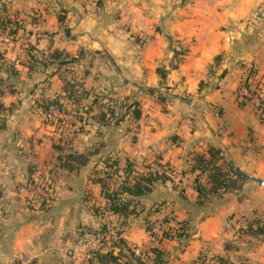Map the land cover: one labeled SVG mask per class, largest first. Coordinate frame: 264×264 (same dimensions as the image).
<instances>
[{"label":"crops","instance_id":"obj_1","mask_svg":"<svg viewBox=\"0 0 264 264\" xmlns=\"http://www.w3.org/2000/svg\"><path fill=\"white\" fill-rule=\"evenodd\" d=\"M10 7L19 11L29 8L32 25L46 23L44 18L51 17L47 15L51 8L65 14L59 19L57 12L54 19L68 27L66 30L56 36L28 38L45 53L58 48L66 57L77 59L81 52L103 56L106 50L115 63L108 67L113 76L107 77L103 68L101 72L87 68L86 77L80 79L85 88L100 83L139 88L147 97L141 101L145 106L153 104L154 94H147L150 88L172 90L174 97L167 102L170 109L161 116L162 128L157 125L156 129L137 133L138 141L132 147L137 157L149 159L152 155L157 162L179 169L192 161L190 155L216 145L234 167L264 184V121L254 99L240 104L236 97L239 80L250 64L264 75V0H0V14L8 16ZM170 39L184 44V52H177L169 44ZM18 57L14 54L12 62H18ZM54 64L48 65L55 70ZM25 68L29 70L28 62ZM56 78L58 73L52 72L51 79ZM57 81L60 85L59 78ZM30 99L31 96L20 98L15 105L12 100L2 99L7 110L9 105L13 107L5 114L4 126L0 128V263L97 264L78 251L75 243L80 230L103 222L114 223L118 216L107 211L100 214L106 199L100 183L90 176L94 167H100L96 162L102 149L120 158L131 153L126 152V147L124 150L117 146L127 132L109 127L106 142L71 148L89 156L87 162L74 169L52 163L58 196L46 207L31 208L27 168L37 163L40 156L28 141L31 133L24 128L30 119ZM184 109L189 110L187 114ZM85 137L91 138L90 133ZM163 187L156 184L142 196V201L160 200L167 191ZM170 207L179 213L175 216L178 219L188 214L187 207ZM221 209L201 218L186 240L156 239L140 222L133 221L121 235L129 246L148 243L145 264H153L149 251L152 246L167 252L163 264H188L200 251L206 235L215 231L223 205ZM64 251L73 254L60 260L58 253Z\"/></svg>","mask_w":264,"mask_h":264},{"label":"rangeland","instance_id":"obj_2","mask_svg":"<svg viewBox=\"0 0 264 264\" xmlns=\"http://www.w3.org/2000/svg\"><path fill=\"white\" fill-rule=\"evenodd\" d=\"M44 9L45 8H43V10ZM7 11L8 10H5V12ZM57 12L60 14V9H49L47 15L51 14V17H48L49 19L47 17L44 18V21H47L46 23L32 25L31 22L33 18L29 16L31 15L29 8H23L19 11V9L15 7H10L6 14H9V22H11V24H8L5 28L0 30V49L3 51L0 53V90L2 91L0 98H4L5 102L12 100L11 103L15 105L20 102V98L31 96L30 104L29 106L27 105V114L30 116V119L24 123V128L31 133L30 137L28 136L29 140L28 138L26 139L31 143V147L35 152L39 153L40 157L37 163L27 168L26 183L32 174L39 172L41 177L48 175L57 189L55 177L51 174V170L54 169L53 164L59 161V158L55 156L57 154H61L62 156L66 152H73L71 148L80 144L87 143L88 145H93L102 142L101 140L106 142L108 139V128L112 127V129H117L118 132L123 133L124 130L127 132V136H122L123 138L118 141L117 146L122 149L126 147V152L131 153L124 158H120L119 155H116L115 158H117V161H119L121 165L125 164L128 159L131 164H134L132 167L133 171H130L128 180L132 181L135 176L145 172L146 168H148L158 177L151 183L150 191L156 187V184H160V187L162 188V186H164L163 188H165V190H167L166 193H168H165L164 197H161L160 200L156 199L149 203H146L144 200L142 201V196L140 200L138 197H130L133 205L136 204V206H134L136 212H132L128 214L126 218H123V220L120 221L118 219V221L114 223L103 222L96 227L89 226L87 228L84 226V228L80 230L81 234L75 244L78 246V251L81 252L80 254L83 255V253H86L85 259H88L92 252L97 250L95 249L94 242L88 240V234L99 231L102 224L112 226L114 229L115 227L119 228L120 231H123L125 226L129 225L132 221L135 223L140 222L146 230L149 220L153 223V227L159 225V228H161L163 224L164 226L167 224L177 226L178 221L181 219L175 217L179 216V213H175L170 205L189 208V204L194 202L195 199V193L193 194V192H195L193 188L196 182L195 179L209 186V175L207 169L201 171L189 169L194 154L190 155L192 161H187L186 167L175 169L165 163L157 162V157H152V155H150L149 159H142L137 157L135 155L136 153L134 154L132 151V147L138 141L137 133L141 130H150V128L156 129L157 125L162 128L164 124L162 118L170 109L167 106V102L174 95L172 90L163 89V91H158L154 88H150L147 94L149 97L154 94V98L151 97L153 104L148 103L149 105L145 106L141 101H145L144 98L147 97L142 96L139 88L123 87L120 83H117L115 86H109L107 83H105L106 85H101L100 83L99 85L95 84L88 87L87 96L81 98L79 108H75L79 115L67 112L71 109L63 111L56 107L49 108L51 100L55 99L60 93L59 90H61L62 84L67 78L71 81H80L81 78L86 77L84 70L91 67L99 72H101V68H103L108 72L105 74L107 77L113 76L112 73H110L111 70L108 71V67L112 68V64H115L109 55L106 54V50L103 56L96 54L91 55V52L85 51L79 53L78 60L72 57V59L68 58L66 63L59 62V59L62 60L61 58L63 57H58L53 60V62L56 63L54 66L57 67L53 70L51 66L48 65L50 62L47 63L46 66L45 63L42 62L44 58H47V60L49 59L50 53L37 51L35 52L36 57L33 60L34 69L31 71L26 70V62L32 61L28 59L27 52L24 50L26 47L20 44L29 41L28 38L32 35L36 37L37 35L52 36L55 34L56 36L63 30H66L68 27L55 21L54 15ZM16 16H18V18ZM261 28L262 26H260V29ZM256 30L257 27L255 28V31ZM4 36L8 39H5ZM169 44L173 45L172 47L176 49L177 52H184L186 49L184 44L177 43L173 39L169 40ZM22 49L25 53L21 51ZM14 54L16 58L20 56L18 57V62H12V56H14ZM46 67L47 69H45ZM52 72L58 73L60 82H64H62V84L59 82L60 85H58V83H56L58 82V78L51 79ZM243 78H241L239 82ZM203 82L204 80H201L200 84ZM214 83L217 84L218 81H214ZM185 97L186 96H184V98ZM33 98L36 99L32 101ZM12 107V105H9V110L3 109L0 111V127L4 124L3 118H5V114H7ZM184 108L187 109V107ZM188 111L189 110H185L184 112L187 114ZM129 112L130 114L125 120L124 116ZM103 113L105 116L102 115ZM79 116H81V118ZM108 118L111 119L110 121L114 119H117V121L112 122L111 126H100V123ZM88 133H90L91 138L89 137L86 139L85 135ZM25 145H28V143H25ZM211 147L214 149L218 148L219 151H221L218 153L217 157L214 158V162L223 164L225 172L228 176H232L231 178L233 181L230 182L227 189H220L216 191L218 193L209 192L208 195L203 196V201L206 203L205 207H200L196 210L189 208L187 210L188 214L185 217H181L182 219L188 218L191 220L187 225V229L191 230L196 227L201 218L211 211H221L223 205L224 209L221 212V217H218L217 222H215V231H212L203 239L204 242L196 257L200 254L205 255L206 261H209L211 264L214 263L211 259L216 254L221 256V258H227L230 264H264V232H259L260 229L264 228V184L256 180L254 181L249 177L243 178L235 175L232 172L234 165L231 161L226 159L225 155L222 153V149L216 145H209L199 153L203 154L206 159L212 158L209 155V149ZM73 150L75 151V149ZM102 151L101 157L99 156L97 161V164L100 166L103 165L108 157H114L113 153L109 155L108 152H104V149H102ZM36 165H39L42 170L31 171L33 170L31 167ZM201 165L205 168L210 167V164H206L203 159L201 160ZM230 167H232V170ZM99 174L103 176L105 182L110 187L114 188L119 186V183L124 180L125 171L119 168L116 172L106 174L102 168ZM164 182H166V184H164ZM123 196H125V194H123ZM54 200L46 201L44 205L39 206H35V204L30 202L32 204H30V207L40 209L52 204ZM181 202H184V204L182 205ZM140 205L144 206V208L137 211L138 208L140 209ZM26 206L29 205L26 203ZM103 207L105 206L103 205ZM100 210L102 211V209ZM95 212L99 214L96 206ZM103 212L104 211L100 212V214ZM152 214H155V217H153ZM146 219H148V221ZM174 220L176 221L174 222ZM9 223L10 222H8V224ZM88 229H91V231ZM93 229H96V231H92ZM105 229L100 231H104ZM143 245L144 244L141 243L138 246L133 244L130 246L135 248V251L137 247L142 248V250L146 252V255L141 253L140 255L142 258H145L149 246L148 243ZM126 250L127 249H125V251ZM71 254H73V252L64 251L60 254L58 253V258L60 260H67V256H72ZM127 258L131 260L132 264H138L135 256H121L122 260H126ZM0 264L12 263L5 262Z\"/></svg>","mask_w":264,"mask_h":264},{"label":"trees","instance_id":"obj_3","mask_svg":"<svg viewBox=\"0 0 264 264\" xmlns=\"http://www.w3.org/2000/svg\"><path fill=\"white\" fill-rule=\"evenodd\" d=\"M100 1V0H98ZM64 13L60 12L58 14V18L62 19L64 17ZM8 21V22H7ZM10 18L6 15L0 14V30L5 28L8 24H11ZM26 54L28 56V59H31L32 62L28 61V67L29 70H33L34 68V63L33 60L35 59L36 55L35 52H44L41 51L39 48L35 46L34 42L27 41L26 42ZM33 49H37V51H32ZM0 53H2V50L0 49ZM50 56L47 58H44L42 60L45 65L49 62H53V60L57 59L58 57H63L61 58L62 60L59 59V62L61 63H66L68 61L67 55H64L62 51L58 48H53L51 51H49ZM47 55V54H44ZM47 57V56H46ZM72 59V57H70ZM36 62V61H35ZM259 74V69L255 65L247 72L245 77L238 83L236 91L239 89V86L241 84L247 85L249 88L255 89V83L256 80V75ZM262 89V86L260 87ZM61 91L55 99L51 100L49 104V108L56 107L60 110L70 112L72 114L77 115L78 112L75 109L76 107L79 108L80 105V100L81 98L87 96L88 94V89L85 88L82 84L81 81H74V80H69L66 79L65 82L62 84ZM2 94V91L0 90V95ZM236 97L238 98V101L240 104H245L247 103L248 97H242L239 98V95L236 92ZM258 108V105H256V109ZM3 109H7L6 106L4 105V102L0 98V111ZM257 112L259 114V117L264 121V113L262 111H259L257 109ZM1 113V112H0ZM79 115V114H78ZM103 116L104 113L102 114ZM92 116L94 117V114L92 113ZM81 118V116H79ZM98 120V119H97ZM111 119L108 118L107 120L102 121V124H108L117 121V119H114L113 121H110ZM85 121V117H84ZM4 123V120H3ZM4 124L0 127L2 128ZM221 152L219 151L218 148H210L209 149V155L212 158L206 159V157L203 154L200 153H195L194 158L192 161V164L190 165L191 170H208V175H209V186H206L205 184H202V182H198V180L195 179V186L194 191H195V199L194 202H191L189 205V208L191 209H197V208H203L206 206V203L203 201V196L208 195L209 192L215 193L216 191H219L220 189H227L229 186L230 182L233 181L231 178L232 176H228V174L225 172V167L223 164H219L217 162H214V158L217 157L218 153ZM110 155V154H109ZM55 157L59 158V161L57 164L61 168L65 169H74L80 164H83L88 161L89 156L88 153H83V152H66L61 156V154H57ZM204 160L206 164H210V167H203L201 165V160ZM212 159V160H211ZM97 163V162H96ZM207 165V166H208ZM134 164H131L130 160H126V163L121 165L119 161H117V158H107L103 165L100 166L99 168L94 167L90 178L94 181H97L100 183V191L102 195L105 197L106 201L102 209V211H107L112 214H116L118 216V219L121 221L123 218H126L128 214L132 212H136V209L133 205L132 200L130 197H138L140 200V197L148 193L151 188V183L155 181L158 177L154 172H151L148 168H146L145 172L139 174L138 176H135V178L132 181L128 180L129 173L130 171H133ZM31 171H41L42 169L40 168L39 165H36L34 167H31ZM103 168L104 172L106 174L108 173H113L116 172L119 168H122L125 171V176L124 180H122L119 183V186L117 187H110L104 180L103 176L99 174L100 170ZM232 167H230L231 169ZM99 169V170H97ZM232 170V169H231ZM235 175L241 176L243 178H247L248 174L239 169L238 167H234L232 171ZM32 174V172H31ZM32 176V175H31ZM30 176V177H31ZM218 193V192H216ZM125 194V196H123ZM139 204V203H138ZM44 205V202L42 203ZM98 208V206H97ZM144 208V206L140 205V209L138 208L137 211H140ZM188 208V209H189ZM101 210L99 212H102ZM147 218V217H146ZM149 219V218H148ZM148 219H146L148 221ZM191 220L188 218H183L178 221L177 226L173 225H161V228L155 232V238L156 239H162V238H178L181 240H186L190 235L194 232V228L191 230L187 229V225L190 223ZM108 227V225L102 224L100 230L105 229ZM153 223L149 220L147 222V230L150 232L152 231ZM116 234L117 237L114 241L113 247L108 248L106 250H96L92 252L90 258L91 260L94 259L97 264H132L131 260L127 258L126 260H122L121 256H135V259L138 261L140 264H145L144 258L140 254H136L135 250L127 245L124 237L121 235V231L119 228H116ZM91 231V229H88ZM92 231H96V229H93ZM259 232H264V228L260 229ZM226 248V247H225ZM125 249H127L125 251ZM149 251L152 252L151 254V259L153 261V264H163L166 260L167 252L158 247V246H152L149 248ZM149 252V253H150ZM129 254V255H128ZM148 255V254H147ZM149 257V256H148ZM214 261L212 264H230V261L227 260V258H221L219 255H214L211 259ZM188 264H211L209 261H206L205 255L200 254L198 257H196L193 260H190Z\"/></svg>","mask_w":264,"mask_h":264},{"label":"built area","instance_id":"obj_4","mask_svg":"<svg viewBox=\"0 0 264 264\" xmlns=\"http://www.w3.org/2000/svg\"><path fill=\"white\" fill-rule=\"evenodd\" d=\"M3 37V36H2ZM5 39H8L4 36ZM253 67L250 64L247 68V72ZM247 74V73H246ZM255 89L249 88L245 84H241L236 91L239 98L248 97V100L255 99L258 110L264 113V75H256ZM262 86V89L260 88ZM27 185L30 189L29 200L35 206L42 205L43 202L54 200L57 197V189L48 175L40 176L39 172L32 174L28 179ZM159 226L152 227L150 233L155 237V232L159 230ZM88 240H92L95 244V249L106 250L113 247L114 241L117 237L116 230L112 226H108L104 231H96L88 234ZM87 235V236H88ZM135 250V248H133ZM136 253L146 254L142 248L137 247Z\"/></svg>","mask_w":264,"mask_h":264}]
</instances>
